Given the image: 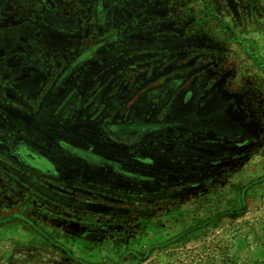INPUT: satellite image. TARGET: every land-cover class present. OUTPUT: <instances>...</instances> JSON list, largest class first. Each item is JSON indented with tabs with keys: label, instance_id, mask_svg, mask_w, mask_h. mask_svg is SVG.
<instances>
[{
	"label": "rangeland",
	"instance_id": "374dc122",
	"mask_svg": "<svg viewBox=\"0 0 264 264\" xmlns=\"http://www.w3.org/2000/svg\"><path fill=\"white\" fill-rule=\"evenodd\" d=\"M128 1L127 8L137 10L129 16L141 22L138 27L152 25L153 34L171 44L113 55L108 50L118 43H109L100 50L104 56L76 69L87 55L48 62L38 90L15 93L20 102L0 94V134L58 130L66 148L56 153L46 143L32 148L76 169L67 174L57 169L53 177L0 154V264H264V0ZM107 12L104 23L115 30L104 33L105 40L131 29L118 12ZM133 57L130 64L119 59ZM176 62L180 69L172 68ZM69 70L74 72L66 83L72 81L73 92L48 101L61 72ZM106 70L114 72L92 82ZM154 71L156 80L147 81ZM172 78L182 80L181 87ZM190 84L198 90L191 103L178 97ZM104 85L108 90L98 95ZM130 89H139L133 96L138 97L120 105ZM111 96L117 102L103 106ZM170 110L168 119L181 117L184 126L185 118L201 114L212 131L186 137L185 128L159 133L141 144L147 153L124 142H103L105 158L123 166L129 160L119 151L134 149L153 160L140 168H152L158 178L161 168L171 171L166 182L142 188L155 195L151 200L116 195L110 185L130 184L70 153L71 147H89L83 135H97L98 123L124 124L138 115L160 122L168 120ZM66 120L77 126L66 128ZM10 144L0 147L7 150ZM180 150L182 157L174 155ZM170 152L173 156L165 158Z\"/></svg>",
	"mask_w": 264,
	"mask_h": 264
},
{
	"label": "crops",
	"instance_id": "0c3cea01",
	"mask_svg": "<svg viewBox=\"0 0 264 264\" xmlns=\"http://www.w3.org/2000/svg\"><path fill=\"white\" fill-rule=\"evenodd\" d=\"M103 11L118 10L107 0H0V77L19 75L14 62L25 63L28 75L47 76L48 62L66 53L65 46H84L98 31L103 35L115 28L106 26ZM86 14L94 18L89 24Z\"/></svg>",
	"mask_w": 264,
	"mask_h": 264
},
{
	"label": "trees",
	"instance_id": "16d2710c",
	"mask_svg": "<svg viewBox=\"0 0 264 264\" xmlns=\"http://www.w3.org/2000/svg\"><path fill=\"white\" fill-rule=\"evenodd\" d=\"M154 30L155 29L153 27L138 28L135 25H132L131 30L126 31V32H122L121 34H119V37L122 38V49H121V51L125 55L127 52H129L131 50H135L137 52L144 53L145 51H153V49L158 50V49H161L163 47L166 48V45L171 44L169 42V40H168L167 44L162 42L165 39L159 40V38H157L153 34ZM119 43H121V42H119ZM174 49H176V48L174 47ZM144 55L145 54H142L143 57H141V59H143V60L145 59ZM134 59H135L134 57L130 58V59L127 58L126 60H122L121 62H123V63L125 62L127 64H130V63H132L131 61ZM178 63L179 62L174 63L172 65V68L180 69L182 66V63H181V65ZM141 65H144V63ZM128 68L130 70H133L136 68V66L132 65V66H129ZM156 71H158V70H156ZM156 71H154L151 75H150V73H148L145 76V78L149 77L147 81H153V80L155 81L156 80V77L152 76V75H154V73H156ZM104 79H105V77L103 78V80ZM177 79H178L177 87H181V83H183V81L182 80L179 81V78H172L169 81H174V80L176 81ZM99 80H102V79H99ZM137 90H139V89H137ZM136 91L131 90L128 93V95L126 97H124L125 99L123 101L121 99L122 102L120 101L119 104L121 105V104L125 103L128 99L133 97L134 94L136 93ZM178 92H179L178 97H183V98H185V100L187 102L191 103L193 94L198 93V90L194 87V84L193 85L190 84L189 86H186L184 89L179 90ZM115 97L116 96H111V98L105 99V101L103 102V105L110 108L111 105H113L115 102H117ZM114 100H115V102H114ZM170 117H171V110L168 112V114L165 115L166 119H168ZM179 119H182V118L178 117L174 121L168 119V120H164V121H160V122H145L143 120H140L141 123H139V127L141 128V130L136 132V134L131 135L130 136L131 140L128 142H125L126 141L125 137L128 135H124V134L120 135V133H121L120 128H122L123 126H128L129 124H130L129 125L130 127H134V126H136V124H132L131 121H128L127 123H124V124L112 123V124L102 125V124L98 123L99 128L97 130V133H98L97 135H95V136L83 135L87 139L86 142L89 145V147L83 148V149H86L85 151L81 150V148H78V150H76L77 147H71L69 150L71 153H75L76 156L87 160V162H89L90 164L98 166L99 169L102 167L109 168L110 172L113 173L110 175H113V177L117 176L121 180L130 184L129 188L126 186H124V187L120 186L119 184L110 185L111 189H113V191H115L116 195H122V196H125L127 198L135 199V200H151L152 198L155 197V195L152 196L153 194L144 193L142 188L146 184H148V185L152 184L153 185L154 183H158L160 181L166 182L168 179L167 175L171 174V171L166 170L164 168H161L162 170L160 171V173L162 174V177L158 178L159 174L153 173L152 168H146V166H145V168H140L141 167L139 165L140 163H142L143 165L150 164L151 162H153V160L149 156H137V154H135L134 149L147 153L146 150H143L141 148V144H143V143L147 144L148 142H152L153 140H155L154 138H156V136L159 133L163 134L168 130L175 131V130L181 129L183 131L185 128V131H183V132H185V137L187 135H195V134L208 135L210 133V130L212 131V128L209 129L210 126L208 124L202 123L204 121V119H203V115H201V114L197 115L193 119L185 118V126L183 125L182 121L179 122ZM186 119H188V120H186ZM105 138L111 139V140H113V142H118V143L124 142L123 144H126L127 146L134 148V149H131V151H129V152H123V151L120 152L119 150H117V151H119V153L124 154V156H126L128 158L129 164H127V165L129 167L123 166V164L121 162H117V161L105 158L104 153H105V150L107 149L103 143ZM127 140H129V139H127ZM64 145L65 144H63L62 146H64ZM91 146L96 147L97 150H93L91 148ZM66 147H67V145H65V148ZM147 149H150V145L147 147ZM181 152H182V150H180V152H177L174 155L182 157ZM173 153L174 152L167 153V155H165L164 157L168 158L170 156H173ZM136 185H138V187ZM126 189H129V193H122V191H125Z\"/></svg>",
	"mask_w": 264,
	"mask_h": 264
},
{
	"label": "flooded vegetation",
	"instance_id": "af4514ba",
	"mask_svg": "<svg viewBox=\"0 0 264 264\" xmlns=\"http://www.w3.org/2000/svg\"><path fill=\"white\" fill-rule=\"evenodd\" d=\"M116 1L118 2V4L121 3L126 7V9H125V7L122 8V7L118 6L115 2H112L110 0L111 4L115 5V8H117L118 14L120 16H122L123 19L126 20L125 24H127V25L129 24V28L132 27V25L136 26L138 21L135 20L134 17L132 18L131 16H129V12H132L135 9H130L129 7L127 8V6H126V3H128L129 1L128 0H116ZM153 11L154 10H152V12ZM127 17H128V19H127ZM85 18H86V21L88 22L87 19H89V15H87ZM93 19L94 18H91L90 22H92ZM125 24H123V25H125ZM138 24H141V23L139 22ZM136 27H138V25ZM148 27H153V26L150 25ZM138 28H140V27H138ZM112 30H115V29H112ZM122 32H126V30L125 31H120V30L116 31L115 34H113L112 36H109V38H111L109 41V39L107 40V37L105 40V38L102 37V34L98 31L94 35L93 41H88L89 42L88 45L86 44L84 46H81V45L77 44V46H71V45L65 46L64 52L65 51H67V52L66 53H56L55 55H58V56H55L53 61H57V59H61V60H64L66 62V61H70V60H67V58H66L67 56H69V58L72 60L73 59L72 57H74V56L80 57V55H82V54L87 55L86 59H84V60H81V58H79L80 62L79 61L76 62L77 63V65L75 67V69H76L85 63H88L90 61L95 60L98 57V55L104 56L105 55L104 53L100 54V50L102 48H104L109 43L113 44V42H117L118 46L111 49V50H108L109 53L113 54V55H114V53H118V52L123 53L121 51V49H122V38L119 37V34H121ZM119 42H121V43H119ZM109 53L106 52V54H109ZM119 59L121 62L124 58H119ZM113 61H114V56L111 58L110 62L114 63ZM76 63H74V65ZM18 64H19V62H14L15 67H17V74H19V75H17V76L7 75L4 77H0V94L5 95V96L8 95L7 96L8 99H11L15 103L21 101V99L19 97H17L15 95V93H17V92H35L36 90H38V87L41 86V85H39L41 83V78L43 80H45V77H46L45 74L43 72H40V71L36 72V74H35V71H32L34 73V75H28V71L25 70L26 69L25 63L22 65L20 62L19 66H18ZM71 67H73V66L72 65L70 66V68H69L70 70H71ZM100 67H103V66H99L95 70H99ZM92 69L86 70L88 75H91L90 72ZM70 70L67 71L68 73L66 71L61 72L60 75H62V76H60L61 79L57 82L58 84L56 83V85L52 86L53 90H50V91H52L51 95L49 93L47 94L46 99H48V101L51 98H53L54 95H58V100H60V99L66 98V96L69 95L68 93H71L72 90H70V89L72 87V85H71L72 81H69L66 83V81H68V79H69L68 76H71V74L74 72V70L73 71H70ZM13 72L15 73V69ZM110 72H114V71L106 70V72H102L101 74L96 75L93 78L94 80L92 82L96 83L98 81H102L103 78L105 76H107ZM99 79H102V80H99ZM47 80H49V77L46 79V81ZM60 89L62 90V92ZM107 90H108L107 86H105V85L102 86L98 95H100V94L104 95L105 91H107ZM74 91H76V90H74ZM84 92H85L84 94H86L87 89ZM92 92H94V91H92ZM10 94H13V95H10ZM50 96H52V97L50 98ZM136 97H138V96H136ZM84 98L86 99V97H84ZM135 98L133 97V100ZM131 114H132V118H133L135 115H134V113H131ZM138 119H139V115L135 116L134 120H131V123L136 124V126L130 127L129 126L130 124H129L128 126H123L122 128H120V130H121L120 135L124 134V135L131 136L133 134H136V132L140 131L141 128L139 127V123H141V122L137 121ZM62 123H68L66 125L67 126L66 128H68V127H71V125L75 122H70V120H66V121H63ZM85 123H87V122H85ZM12 124H15V123H12ZM75 126H77L76 123H75L74 127ZM37 130H39V129L37 128ZM21 131H22V133H20V134H15V133H12L9 131H7L5 135L0 134V144L2 142H10L11 143L9 146L10 149L5 150V149H2L0 147V154L16 161L21 168H25V169L29 170L30 172H33V173H39V174L41 173L42 174L43 171H45L44 169H46V170H48V172H50V173H47V175L56 177L55 170H57V169L62 170L61 168L65 169V170L61 171L65 174L73 172V171L76 172L75 167L68 166L64 161H61L60 158L55 160V158L52 157L51 155L49 156L45 153H41L39 150L37 151L34 148H32V145H35V146L39 145L40 146L41 144L46 143L49 147L53 148V150L51 152L56 153V150H60L61 146L63 144H65V143L61 142L62 137H63V135H62L63 133H61V134L57 133L58 130H53V129L52 130L50 129V131H49L50 133L49 132H36L35 133V132L28 131L26 129L21 130ZM74 134H76L78 136L77 132ZM72 154L76 158L78 157V156H76L75 153H72ZM53 156H54V154H53ZM39 168H42V169H39ZM67 168H72V169H67Z\"/></svg>",
	"mask_w": 264,
	"mask_h": 264
}]
</instances>
